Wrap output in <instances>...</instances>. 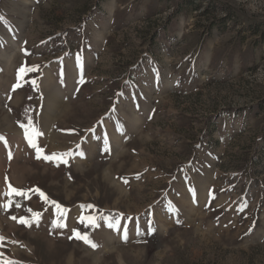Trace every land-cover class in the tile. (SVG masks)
I'll list each match as a JSON object with an SVG mask.
<instances>
[{"label":"rangeland","instance_id":"rangeland-1","mask_svg":"<svg viewBox=\"0 0 264 264\" xmlns=\"http://www.w3.org/2000/svg\"><path fill=\"white\" fill-rule=\"evenodd\" d=\"M8 199L0 264H264V0H0Z\"/></svg>","mask_w":264,"mask_h":264},{"label":"snow or ice","instance_id":"snow-or-ice-1","mask_svg":"<svg viewBox=\"0 0 264 264\" xmlns=\"http://www.w3.org/2000/svg\"><path fill=\"white\" fill-rule=\"evenodd\" d=\"M29 70L35 71L37 69H36L35 66H33L31 69L26 68V67H20L18 69V74L22 78L23 74L26 73ZM18 86L19 85H17V87ZM32 132H33V134H29L26 131V134H25L26 135V139L28 140L29 145L31 147H33L34 149H36L37 158H40L41 149L38 147V145L36 143V140H35V136L40 135V133L36 129H33ZM66 155H68V153L62 154L59 158L62 159L63 156H66ZM81 155H82V153H81ZM9 158H11V153H9ZM44 158L46 160H53V159H57L58 157L55 154H53L51 156H45ZM7 180H8V178L5 177V182L6 183H7ZM7 187H8V191L6 193H4V195L7 196V197H11L13 194L16 195V196H26L27 195L25 190L17 189L15 187H12V185L10 183L7 184ZM36 191L39 192L40 196L43 197L45 200L47 199L45 197V194L43 192H40L39 189H37ZM53 203L55 204V202H53ZM12 204H13V201L11 199H8V201L6 203L0 204V208L8 209V208H10L12 206ZM17 206H19V205H17ZM56 207L59 209L60 215L63 216L64 215V210L59 205H56ZM87 207H93V206H87ZM29 211H31V210H29ZM40 215L41 214L36 213V214H34L32 216L31 219H29L27 217H21L18 222L21 223V224H24L26 227H31L32 223H34V222L38 223ZM123 218H124L123 214H116L114 216L106 218V224H107V227H109L110 229H113L115 231L121 232L122 239H124L126 241L127 240V227L124 226L123 229H121V223H120ZM11 219L16 220L17 218L15 216H12ZM102 219H104V218L102 217ZM80 221L81 222H85L86 221L87 224L92 225L93 227H98L99 226V224L97 222V218L95 216H87V217L81 216L80 217ZM53 227L54 228H56V227H66V224L61 223L60 219H55L53 221ZM150 230L154 231V229H150ZM72 233H73V235L70 236L69 239H72L73 237H75L78 240H82L85 244L89 245L93 249L98 247V245L90 238V235L88 233H81L77 229H73ZM3 239H4V237H0V241H2Z\"/></svg>","mask_w":264,"mask_h":264}]
</instances>
